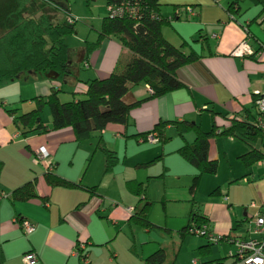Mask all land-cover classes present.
Returning <instances> with one entry per match:
<instances>
[{
  "label": "crops",
  "instance_id": "0c3cea01",
  "mask_svg": "<svg viewBox=\"0 0 264 264\" xmlns=\"http://www.w3.org/2000/svg\"><path fill=\"white\" fill-rule=\"evenodd\" d=\"M233 1L220 0L217 4L213 0H161L164 4L162 12L167 17L175 14L174 6H194L195 14L175 17L171 25L163 28V35L176 47L187 43L183 50L187 54L194 51L200 58L180 71L179 76L186 85L185 89L151 98L147 85L133 86L125 95L124 101L129 104L142 100L144 102L131 111L125 125L110 124L102 132L95 133L93 140H90L93 144H98L102 137L108 147L117 152L120 163L125 168L122 181L116 174L117 166L105 176L109 177L107 188L110 185L116 189L124 186L132 195H121L118 201L112 199L117 198L113 192L107 193L105 189L99 192V185L88 186L94 187L92 193L83 189L50 186L45 178L46 172L52 171L50 165H55L54 174L66 180L81 184L87 182L86 172L83 170L91 149L85 147L81 162H76L81 148L75 141L73 130L51 129L52 118L47 109L44 110L42 119L47 131L32 132L26 137L21 136V131L9 114V110L14 109H18L19 113L28 112L34 107V98L46 97L53 89L60 92L62 102H70L75 96L82 98L89 80L106 79L126 64L132 54L116 37L105 38L97 48L89 50V45L98 40L102 21L95 28L90 41L87 40L78 49H70L69 74L63 76L55 72H30L0 84V264H25L23 258L30 253L36 255L33 264H83L77 255L80 243L86 244L89 251L88 264H146L145 259L160 249L166 252L165 248L154 245V240L144 238L146 233L153 230L129 224V218L140 206L139 198L127 187L128 181L142 184L144 193L141 199L154 203L165 201V207L168 209V204L172 210H169V214L173 216H178V212L185 207L187 210L189 207L187 208L186 203L194 201L190 210L204 216L210 230L221 235H228L230 232L236 235L234 232L240 227L235 229V213L231 209L233 204L245 196L246 190H252L253 193L256 191L255 194L264 200V162L260 161L247 168L239 159L251 150V145L244 142L236 144L234 137L212 140L209 156L218 160V173L205 175L195 197H191L190 187L196 169L178 154V150L185 144L194 143L196 136L193 132L180 135L173 126H168L166 132L171 140L165 145H147L141 143L140 137L128 138L152 132L160 120L198 122L204 130H210L215 122L223 130L230 122L219 115L214 117L213 114L231 118L235 114H242L245 108L253 107L255 96L264 92V52L243 58L233 56L232 52L246 37V28L251 34L254 49L257 51L261 48L260 42L264 43V7L245 0L240 3V8L230 12L228 8ZM198 31L201 32L200 35ZM224 139L227 145L224 159L225 162L227 159L231 173L228 181L230 184V181L242 178L244 189H241L243 196L240 197L231 189L223 195L221 188L226 184L219 182L222 167L220 147L223 144L220 142ZM42 147L50 152L47 163L38 159ZM95 154L93 157L99 161L106 160L103 153V157ZM160 156L164 166H151L136 170L133 174L128 173L127 163L136 167ZM93 157L86 167H89ZM65 163L70 166L58 169ZM167 176L170 177L171 186L165 187L164 195L160 197L150 192V181L147 184L146 179ZM31 181L35 183L39 196H49L47 202L40 198L27 201L12 199V193L16 189ZM171 188L174 192L168 197L167 190ZM206 188H219L220 191L208 198ZM176 190L179 192L175 193ZM96 195L101 198V204L94 200ZM196 200H200V203L195 202ZM24 220L36 227L31 235L24 234L21 228ZM150 220L155 222L151 215ZM171 230L174 231V228L171 227ZM182 233L180 232L183 242L187 237L186 233ZM248 235L247 231L238 237ZM207 245V242L202 243L198 249ZM211 252L212 247L204 249L201 256H209ZM166 258L165 264H170L167 254ZM193 260L194 263H201L197 259ZM221 264L227 263L222 261Z\"/></svg>",
  "mask_w": 264,
  "mask_h": 264
},
{
  "label": "trees",
  "instance_id": "16d2710c",
  "mask_svg": "<svg viewBox=\"0 0 264 264\" xmlns=\"http://www.w3.org/2000/svg\"><path fill=\"white\" fill-rule=\"evenodd\" d=\"M243 1L245 0H234L228 10L232 12ZM250 1L264 7V0ZM163 5L161 0H107V15L102 20L97 42L91 43L89 50L97 48L105 38L116 37L131 52V59L106 79L89 80L82 98L75 96L70 102H62L59 97L60 92L53 89L46 97L34 98V107L28 112L19 113L18 109L9 110L14 124L21 131V136L26 137L32 132L47 131L42 120V113L48 108L52 118L51 129L71 128L76 143L80 144L92 139L95 133L102 132L110 124L125 125L128 122L131 111L144 102L142 100L129 104L124 101L125 95L133 86L147 85L152 91L151 98L185 89L186 85L179 76L180 71L196 62L200 55L194 51L187 54L183 50L187 43H183L181 47L174 46L164 37L163 28L171 25L175 17L179 18L182 9L190 7L195 11V8L192 5H177L174 6L173 17H167L162 12ZM63 13H66V18L62 17ZM70 17L72 16L69 15L67 4L64 5L62 0H0V84L30 72L34 74L55 72L63 76L69 74L71 50L66 37L75 34L76 25L75 18L72 24L68 22ZM246 31L250 33L247 28ZM200 33L198 31L199 35ZM260 44L264 45L262 42ZM260 47L257 51L255 50V55L251 56L261 55L264 49ZM85 66L88 64L85 63ZM260 94L255 96L253 107L245 108L242 114H235L231 118L227 115L213 114L214 117L219 115L230 122V125L223 130L215 122L210 130H204L198 122L160 120L152 132L132 135L128 138L140 137L141 143H146L149 135L156 134L157 143L165 145L171 140L166 132L168 126H173L180 135L193 132L196 136L194 143L185 144L178 150V154L196 169V175L190 187V193L195 196L203 177L218 173V160L209 156L210 143L214 139L234 137L251 145V150L239 157L247 168L260 161L264 162V148L261 150L252 145L253 141L261 139L264 146V133L257 121L256 100ZM97 150L105 155V174L113 172L120 162L117 152L108 147L102 137L98 141ZM161 159L162 156L140 166H149ZM50 167L52 171H47L45 174L50 186L94 192V187L90 188L81 183L66 180L54 174L55 165ZM127 187L139 198L140 206L139 210L129 218V224L147 230L161 228L150 220L154 202L145 198L141 199L144 193L142 184L128 181ZM219 191L217 188L211 195H216ZM34 198L47 202L49 196H39L35 183L32 181L12 193L14 201H27ZM93 198L95 201L101 199L97 195ZM189 215L190 221L181 233L195 235L196 228L209 225L199 212L190 210ZM239 227L241 224L235 229ZM228 236L236 237L231 232ZM207 243V247L198 249L199 253L215 245L208 240ZM83 257H89L88 249L85 254H80V258ZM166 259V252L160 249L146 258L145 263L165 264ZM221 261L222 259L217 260L219 264L222 263Z\"/></svg>",
  "mask_w": 264,
  "mask_h": 264
},
{
  "label": "rangeland",
  "instance_id": "374dc122",
  "mask_svg": "<svg viewBox=\"0 0 264 264\" xmlns=\"http://www.w3.org/2000/svg\"><path fill=\"white\" fill-rule=\"evenodd\" d=\"M62 3L64 5L65 3L67 4L69 15L76 19L75 34L66 37L67 40L66 42L68 43L70 49L71 48L78 49V47L81 44H85L87 40L90 41L93 38L95 34V28L100 25V22L103 20L104 16L107 15V10H108L107 0H62ZM66 16H67L66 13H63L62 17L66 18ZM16 86L18 85L16 84ZM47 111L50 114L48 108ZM43 116L44 114L42 113V117ZM222 139L223 138H220V140ZM90 140L93 139L84 141V144L83 142L82 144L77 143L78 146L80 145L79 147L81 148V150L79 152L78 159H76V162H81L82 156L86 151L85 147H87L91 149L89 152V156L87 157L86 160V165L89 164V160L93 157L95 151H97V144L95 143L93 144V142ZM235 140H236V144H241L243 142L240 138H235ZM225 141L226 140L224 139V141L220 142L223 144L220 147L222 167L219 173L220 174L219 182L221 181L220 183L222 185L226 184L225 187L221 188L223 195H225L231 189V191H236L237 196L240 197L243 196L241 189H244V185L241 183L242 178L238 177L234 179L232 182L230 181L231 182L230 184L228 181V177L229 175H231V173L229 172L227 159L226 162L224 159V153L227 151V145L224 143ZM145 144L149 145L151 143L146 142ZM252 145L257 149L264 148L261 139L255 142L253 141ZM100 152L101 151L98 150L96 154H100L103 157L102 153ZM79 164L80 163H78L77 165ZM69 166H70L69 163H65L62 164L60 168L58 167V169H64ZM151 166L162 167L164 166V161L160 160V162L157 161L149 166H136V167L132 163L131 165H128L127 163L128 173L131 174H133V172L136 170L148 169V167ZM85 167L83 172L84 171L86 172L85 173L86 176L85 175L84 176L87 178V182H83L82 185L84 186L86 185V187L88 186L95 187V185H99L98 188L99 192H102L101 189H105L107 193L113 192L112 194L117 198H112V199H116L117 201H118V197L121 195L128 194L132 196L125 189L124 186L123 188L116 189L113 185H110L107 188L109 183V177H105V176H108L109 173L105 174V168H106L105 160L102 161L101 159V161H99L94 156L89 167L88 166L86 167L88 170H86ZM117 168L118 171L116 174H118V179L122 181L124 179L123 173L125 168L122 166V163L120 162L118 163ZM148 181H150L149 183L150 192L155 193V195H160V197L165 194L164 193L165 187L171 186L169 176L161 179L150 178L149 180L148 178L146 179L145 182L148 184ZM214 190H210V188L205 189L206 194L209 195L208 198L212 196L211 193ZM246 191L247 193L246 192L244 193L245 196L242 199H238V202H236V204H233V207L231 208L232 211H234L235 213L234 222L236 227L242 223V226L234 232L237 235V237L246 233L248 229H251L250 221L252 220L251 219L252 216L256 215L259 212L262 214V216H264V200L262 201L261 197H259L258 194L257 195L255 194L256 191L254 193L252 190H246ZM171 192H174L172 188L167 190L168 197L172 196ZM178 192H179L178 190L175 191V193ZM190 196L192 197L193 195L191 194ZM104 197H109V196H104ZM195 202L200 203V200H196ZM252 203H255V207H250ZM191 204L194 203L193 202L186 203L187 208L188 207L189 208L186 210L185 207L183 211L178 212L179 213L178 216H173L172 214H169V210L170 212H172V210L170 209L168 204H167L168 209L165 207V201H163L162 203L155 202L151 211V219L155 221L154 223H156L158 226L162 228H156L149 234L146 233L144 235V238L147 240L152 239L155 241V243H153L154 245L156 246L159 245V247L165 248L168 261L170 262V264L172 263L190 264V263H194L193 259H197V261H200L201 262L200 264H219V262H217V259H222V261L226 262L227 264L232 263L233 259L229 256V254L236 251V248L233 244H229L227 242L215 244V246H211L212 252L209 256H201V253L198 252V247L200 246V244L207 242V239L205 237H200L197 235H191L189 233H186L185 237L187 238L182 242L181 239L182 237L180 235V232L183 229V227L187 226V223L190 221L189 212H190ZM245 213H247V215H245ZM182 214H184V217ZM171 227L174 228V231L171 230ZM119 240H122V237H119Z\"/></svg>",
  "mask_w": 264,
  "mask_h": 264
},
{
  "label": "built area",
  "instance_id": "2783aa9c",
  "mask_svg": "<svg viewBox=\"0 0 264 264\" xmlns=\"http://www.w3.org/2000/svg\"><path fill=\"white\" fill-rule=\"evenodd\" d=\"M215 1L218 3L220 0ZM179 14L180 16H184L185 14H195V11L188 7L182 9V12ZM68 22L72 24L74 22V18L70 17ZM253 45L254 42L252 41L250 33H246V37L234 49L232 55L239 58L255 55L256 52ZM261 46L264 49V45ZM150 92L152 93L151 89ZM256 107L258 113L257 121L259 127L264 133V92L258 96L256 100ZM146 141L149 143H157L158 137L156 134H151L146 138ZM38 159L42 163H47L49 161L50 152L47 150V148H41L38 154ZM97 202L101 204L102 200L100 199ZM251 206L255 207V203H252ZM251 219V229L247 230L249 232L247 237H230L228 235L216 234L210 230L207 225L196 228L195 235L204 236L209 242L213 244L224 242L223 240L227 241V243L233 244L236 248V251L231 253L233 260L230 264H264V216H262V214L259 212ZM21 228L26 235H31L36 229L35 225L28 220L21 222ZM86 249V244H78L77 255L80 257L81 253L85 254ZM81 260L83 264L89 263V257H83ZM23 261L25 264H33L36 261V255L32 253L27 254L24 256Z\"/></svg>",
  "mask_w": 264,
  "mask_h": 264
}]
</instances>
